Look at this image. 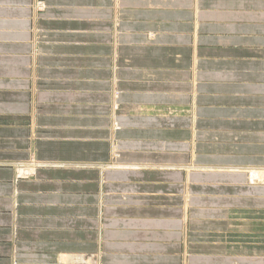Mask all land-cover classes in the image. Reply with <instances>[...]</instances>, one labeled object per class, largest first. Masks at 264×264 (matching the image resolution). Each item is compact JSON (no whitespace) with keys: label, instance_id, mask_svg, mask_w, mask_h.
Segmentation results:
<instances>
[{"label":"crops","instance_id":"crops-1","mask_svg":"<svg viewBox=\"0 0 264 264\" xmlns=\"http://www.w3.org/2000/svg\"><path fill=\"white\" fill-rule=\"evenodd\" d=\"M43 1L0 0V264H264V0Z\"/></svg>","mask_w":264,"mask_h":264},{"label":"rangeland","instance_id":"rangeland-1","mask_svg":"<svg viewBox=\"0 0 264 264\" xmlns=\"http://www.w3.org/2000/svg\"><path fill=\"white\" fill-rule=\"evenodd\" d=\"M45 3L43 0H32V3L30 4V8L34 13L41 14L45 10ZM257 174H259V177L262 176L261 174H264V169L258 170ZM28 175L25 174L24 177H27ZM257 181L260 184L264 185V178H258Z\"/></svg>","mask_w":264,"mask_h":264},{"label":"bare ground","instance_id":"bare-ground-1","mask_svg":"<svg viewBox=\"0 0 264 264\" xmlns=\"http://www.w3.org/2000/svg\"><path fill=\"white\" fill-rule=\"evenodd\" d=\"M253 176V175H252ZM254 177V176H253ZM259 178H264V174H262V176H260ZM257 179V178H256Z\"/></svg>","mask_w":264,"mask_h":264}]
</instances>
